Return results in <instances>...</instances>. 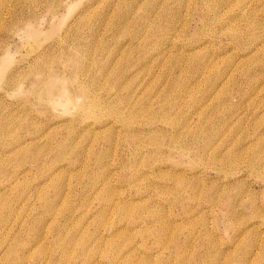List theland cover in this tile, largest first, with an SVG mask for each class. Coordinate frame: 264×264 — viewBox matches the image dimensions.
<instances>
[{
    "label": "rangeland",
    "instance_id": "1",
    "mask_svg": "<svg viewBox=\"0 0 264 264\" xmlns=\"http://www.w3.org/2000/svg\"><path fill=\"white\" fill-rule=\"evenodd\" d=\"M0 264H264V0H0Z\"/></svg>",
    "mask_w": 264,
    "mask_h": 264
},
{
    "label": "bare ground",
    "instance_id": "2",
    "mask_svg": "<svg viewBox=\"0 0 264 264\" xmlns=\"http://www.w3.org/2000/svg\"><path fill=\"white\" fill-rule=\"evenodd\" d=\"M51 87V86H50ZM48 92H50V91H48Z\"/></svg>",
    "mask_w": 264,
    "mask_h": 264
}]
</instances>
